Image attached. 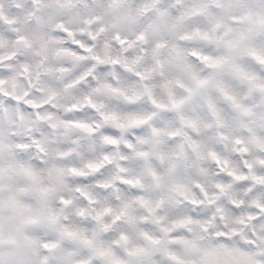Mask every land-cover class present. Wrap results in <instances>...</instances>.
Segmentation results:
<instances>
[{"label":"snow or ice","instance_id":"obj_1","mask_svg":"<svg viewBox=\"0 0 264 264\" xmlns=\"http://www.w3.org/2000/svg\"><path fill=\"white\" fill-rule=\"evenodd\" d=\"M0 264H264V0H0Z\"/></svg>","mask_w":264,"mask_h":264}]
</instances>
